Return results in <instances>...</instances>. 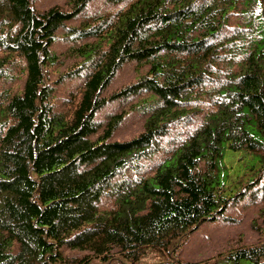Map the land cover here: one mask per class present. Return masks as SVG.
I'll return each mask as SVG.
<instances>
[{
    "label": "trees",
    "instance_id": "16d2710c",
    "mask_svg": "<svg viewBox=\"0 0 264 264\" xmlns=\"http://www.w3.org/2000/svg\"><path fill=\"white\" fill-rule=\"evenodd\" d=\"M109 1L69 26L89 0L45 10L0 0V78L24 75L21 90L0 89V264H264V242L178 255L231 201L251 188L264 196V0ZM56 39L73 62L53 79ZM129 59L148 71L104 94ZM76 77L56 105L57 83ZM144 90L154 95L139 101L143 130L109 140L126 111H96ZM227 148L258 158L233 194Z\"/></svg>",
    "mask_w": 264,
    "mask_h": 264
},
{
    "label": "rangeland",
    "instance_id": "374dc122",
    "mask_svg": "<svg viewBox=\"0 0 264 264\" xmlns=\"http://www.w3.org/2000/svg\"><path fill=\"white\" fill-rule=\"evenodd\" d=\"M59 4L66 9L71 8V0H35V7L38 10H45L53 5ZM115 5V2L109 0H89L82 12L69 18L67 24L75 26L81 22L84 12L103 9ZM59 34H64L65 29L59 28ZM71 42V41H70ZM69 41L66 39H56L51 48L64 59L63 63L57 64L52 68V77L56 79L59 73L67 68L73 62L66 48ZM149 69L148 63L137 66L134 59H129L117 69V72L111 82L104 90V94L110 95L122 87L136 82L139 77ZM81 77L67 78L59 81L55 90L56 105L62 106L63 100L71 88L80 81ZM24 75L16 81L2 80L0 78V89L12 87L14 90H21L23 87ZM154 93L149 90L130 92L120 95L108 101L104 106L96 111L95 117L100 119L106 118V113L126 111L125 118L114 129L109 140L129 139L137 135L144 128V122L147 117L146 104H140L142 99H151ZM135 106V107H134ZM103 127L90 133L91 138H97ZM163 156L160 149L144 160L143 167L153 165ZM258 158L248 150L227 148L225 162L227 169L222 174L223 181L226 185L232 186L233 190H228L233 194L240 188V182L237 180L240 175L246 174L245 178L253 176L251 166L257 165ZM153 169H150L152 172ZM260 186L264 184V174L260 181ZM249 189L235 201H231L225 208L224 212L216 218L203 221L194 229L183 245L178 249V255L182 260L199 261L211 258L219 252H226L232 247L241 244H254L264 242V213L261 211L264 205L263 191L259 188L257 191Z\"/></svg>",
    "mask_w": 264,
    "mask_h": 264
}]
</instances>
